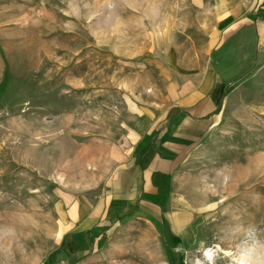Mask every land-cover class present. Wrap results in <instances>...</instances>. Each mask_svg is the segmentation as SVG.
Returning a JSON list of instances; mask_svg holds the SVG:
<instances>
[{"label": "rangeland", "instance_id": "obj_1", "mask_svg": "<svg viewBox=\"0 0 264 264\" xmlns=\"http://www.w3.org/2000/svg\"><path fill=\"white\" fill-rule=\"evenodd\" d=\"M214 9L215 0H0V264L63 252L71 214L107 192L138 123L210 63ZM255 64L174 173L170 211L193 218V246L125 220L101 238L100 264H264V61Z\"/></svg>", "mask_w": 264, "mask_h": 264}, {"label": "crops", "instance_id": "obj_2", "mask_svg": "<svg viewBox=\"0 0 264 264\" xmlns=\"http://www.w3.org/2000/svg\"><path fill=\"white\" fill-rule=\"evenodd\" d=\"M212 16L210 63L200 78L172 91L160 116L138 123L130 151L115 160L107 192L88 213L71 214L61 246L66 255L52 254L46 264H100L101 238L125 220L165 227L184 252L193 246L196 234L188 227L193 218L170 211L174 173L219 123L217 110L245 77L243 66L264 61V0H215Z\"/></svg>", "mask_w": 264, "mask_h": 264}, {"label": "bare ground", "instance_id": "obj_3", "mask_svg": "<svg viewBox=\"0 0 264 264\" xmlns=\"http://www.w3.org/2000/svg\"><path fill=\"white\" fill-rule=\"evenodd\" d=\"M208 256L210 257L207 260H211L213 254L210 251H206L204 257L208 258ZM236 261H237V264H251L248 262L247 258L244 255L241 256L240 258H237ZM198 264H201V263H198Z\"/></svg>", "mask_w": 264, "mask_h": 264}]
</instances>
